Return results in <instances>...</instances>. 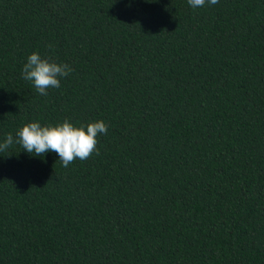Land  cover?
Masks as SVG:
<instances>
[{
    "label": "trees",
    "instance_id": "obj_1",
    "mask_svg": "<svg viewBox=\"0 0 264 264\" xmlns=\"http://www.w3.org/2000/svg\"><path fill=\"white\" fill-rule=\"evenodd\" d=\"M65 119L99 154L0 152V264H264V0H0V142Z\"/></svg>",
    "mask_w": 264,
    "mask_h": 264
},
{
    "label": "clouds",
    "instance_id": "obj_2",
    "mask_svg": "<svg viewBox=\"0 0 264 264\" xmlns=\"http://www.w3.org/2000/svg\"><path fill=\"white\" fill-rule=\"evenodd\" d=\"M193 8H202L206 4L215 5L219 0H187ZM66 63L42 58L38 52L28 55L23 65L22 75L30 81L40 95H47L48 89L59 88L60 78L71 73ZM107 125L102 120L90 121L79 126L65 119L55 124L41 125L31 121L16 130L15 139L12 133L6 134L0 142V152L7 151L14 143L25 152L43 157L45 153L55 152L62 165L67 168L73 161L87 160L94 152L98 153L97 137L107 133Z\"/></svg>",
    "mask_w": 264,
    "mask_h": 264
}]
</instances>
